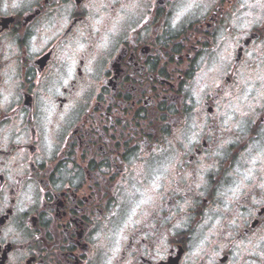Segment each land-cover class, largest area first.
I'll list each match as a JSON object with an SVG mask.
<instances>
[{
    "label": "flooded vegetation",
    "instance_id": "1",
    "mask_svg": "<svg viewBox=\"0 0 264 264\" xmlns=\"http://www.w3.org/2000/svg\"><path fill=\"white\" fill-rule=\"evenodd\" d=\"M0 264H264V0H0Z\"/></svg>",
    "mask_w": 264,
    "mask_h": 264
}]
</instances>
